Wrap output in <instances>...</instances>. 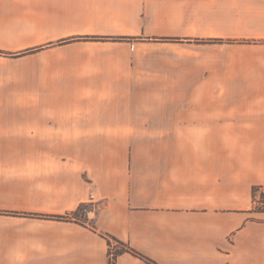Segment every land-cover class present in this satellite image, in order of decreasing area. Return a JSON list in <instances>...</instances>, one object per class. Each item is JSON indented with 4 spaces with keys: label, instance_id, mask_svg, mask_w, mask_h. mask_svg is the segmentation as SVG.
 <instances>
[{
    "label": "crops",
    "instance_id": "crops-1",
    "mask_svg": "<svg viewBox=\"0 0 264 264\" xmlns=\"http://www.w3.org/2000/svg\"><path fill=\"white\" fill-rule=\"evenodd\" d=\"M255 186L264 0H0V264H264Z\"/></svg>",
    "mask_w": 264,
    "mask_h": 264
},
{
    "label": "trees",
    "instance_id": "trees-1",
    "mask_svg": "<svg viewBox=\"0 0 264 264\" xmlns=\"http://www.w3.org/2000/svg\"><path fill=\"white\" fill-rule=\"evenodd\" d=\"M257 194L259 195V203L257 206H254L257 201ZM252 201H253V209L255 212H263L264 213V186H255L252 189ZM78 211V210H77ZM57 219L63 220V221H74V222H79L78 215L74 213L73 215H67L63 217H58ZM115 246H117L116 249L112 252L111 250V243H109V248H108V256H109V264H115V259L117 258L118 255H120L123 252H131L133 253V250L129 249L127 246L122 244L119 241H114Z\"/></svg>",
    "mask_w": 264,
    "mask_h": 264
},
{
    "label": "built area",
    "instance_id": "built-area-1",
    "mask_svg": "<svg viewBox=\"0 0 264 264\" xmlns=\"http://www.w3.org/2000/svg\"><path fill=\"white\" fill-rule=\"evenodd\" d=\"M90 198L92 199L93 197L91 196ZM75 213L78 215V218H86L87 219V216H90L92 212L89 208V205H83V206L79 207L78 211H76ZM73 214H71V215H73Z\"/></svg>",
    "mask_w": 264,
    "mask_h": 264
},
{
    "label": "rangeland",
    "instance_id": "rangeland-1",
    "mask_svg": "<svg viewBox=\"0 0 264 264\" xmlns=\"http://www.w3.org/2000/svg\"><path fill=\"white\" fill-rule=\"evenodd\" d=\"M256 201H257V203H256L254 206H257V205H258V203H259V195H258V194H257ZM79 219H81V220H82L83 218H79ZM111 246H112V247H111V249H112L111 251L113 252V251H114V249H116V248H117V246H115V244H114L113 242L111 243Z\"/></svg>",
    "mask_w": 264,
    "mask_h": 264
}]
</instances>
